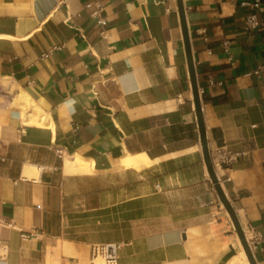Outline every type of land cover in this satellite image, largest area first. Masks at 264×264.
I'll return each instance as SVG.
<instances>
[{"label": "crops", "instance_id": "1", "mask_svg": "<svg viewBox=\"0 0 264 264\" xmlns=\"http://www.w3.org/2000/svg\"><path fill=\"white\" fill-rule=\"evenodd\" d=\"M243 1L182 0L211 159L243 152L214 172L264 264V27L244 29ZM96 242L119 264H251L206 164L178 1L0 0V264H89Z\"/></svg>", "mask_w": 264, "mask_h": 264}, {"label": "built area", "instance_id": "2", "mask_svg": "<svg viewBox=\"0 0 264 264\" xmlns=\"http://www.w3.org/2000/svg\"><path fill=\"white\" fill-rule=\"evenodd\" d=\"M242 4L251 7L252 10L249 11L244 19V29L251 30L258 27H264V20L260 19L255 11L256 8L260 6V0L254 1H243ZM91 1L86 2L87 7H91ZM103 8L101 3H95V9L93 14L98 17V21L101 27L106 25V18L102 14ZM104 30H101L103 34ZM225 50H228L227 42L224 44ZM256 74L264 73V65H259L254 69ZM59 151V150H58ZM243 155L241 151H233L229 149L226 145L220 146L215 150V159L212 163L214 165L230 164L236 161L240 156ZM43 230L33 229L29 232L22 233V237H31L42 234ZM118 248L119 244L117 242H96L91 246V255L89 259V264H119L118 263Z\"/></svg>", "mask_w": 264, "mask_h": 264}, {"label": "water", "instance_id": "3", "mask_svg": "<svg viewBox=\"0 0 264 264\" xmlns=\"http://www.w3.org/2000/svg\"><path fill=\"white\" fill-rule=\"evenodd\" d=\"M177 1H178V7H179V12H180L181 22H182V28H183V33H184L187 55H188L190 76H191L194 99H195V104H196L197 120H198V124H199V128H200L206 164H207L210 176L212 178V181L214 182V185L218 191L220 199L223 202L226 210L228 211V213H229V215H230V217L234 223V226L238 232V235L240 236V239L242 241V244L244 246L246 254L250 260V263L255 264L254 259L252 257V253L250 251V248L246 242L244 231H243V229H242V227L238 221L235 210H234L232 204L227 199V197H226V195H225V193H224V191H223V189H222V187H221V185H220V183H219V181L215 175V172H214L212 159H211V156L209 154L207 142L205 139V129H204V123H203V118H202V113H201L200 96H199V91H198V84H197V79H196L195 67H194V63H193L192 55H191V51H190V42H189L188 29H187L185 14H184L183 2H182V0H177Z\"/></svg>", "mask_w": 264, "mask_h": 264}, {"label": "bare ground", "instance_id": "4", "mask_svg": "<svg viewBox=\"0 0 264 264\" xmlns=\"http://www.w3.org/2000/svg\"><path fill=\"white\" fill-rule=\"evenodd\" d=\"M17 97V104H19L23 109L22 119L27 120L29 122H37L43 120L40 110L32 106L30 96L25 91H21V93L18 94ZM126 161L127 163H130V160L128 158H126ZM39 171L40 168L37 165L27 164L24 167L23 175L26 177H38Z\"/></svg>", "mask_w": 264, "mask_h": 264}, {"label": "rangeland", "instance_id": "5", "mask_svg": "<svg viewBox=\"0 0 264 264\" xmlns=\"http://www.w3.org/2000/svg\"><path fill=\"white\" fill-rule=\"evenodd\" d=\"M18 100V98L16 97L15 98V101H17ZM15 105H18L19 107H21L19 104H15ZM22 108V107H21ZM23 110V109H22Z\"/></svg>", "mask_w": 264, "mask_h": 264}]
</instances>
